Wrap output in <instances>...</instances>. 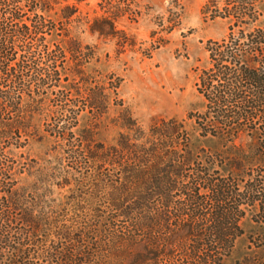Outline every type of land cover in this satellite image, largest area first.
Segmentation results:
<instances>
[{"label": "trees", "instance_id": "16d2710c", "mask_svg": "<svg viewBox=\"0 0 264 264\" xmlns=\"http://www.w3.org/2000/svg\"><path fill=\"white\" fill-rule=\"evenodd\" d=\"M70 1L0 0V264H264V0H205L228 34L207 44L201 106L147 129L123 108L112 143L122 80H95L73 26L88 0ZM36 136L62 144L56 167L16 159Z\"/></svg>", "mask_w": 264, "mask_h": 264}, {"label": "rangeland", "instance_id": "374dc122", "mask_svg": "<svg viewBox=\"0 0 264 264\" xmlns=\"http://www.w3.org/2000/svg\"><path fill=\"white\" fill-rule=\"evenodd\" d=\"M204 1L135 0L120 12L111 10L102 0L78 5L77 17L82 20H76L73 26L82 28L84 45L97 48L95 80L105 83L110 74L122 80L119 95L104 118L111 129L104 136L106 141L114 142L121 131L114 124L123 118V108L147 129L158 120L186 119L201 106L196 85L201 71L209 66L207 44L228 34L225 21L203 15ZM71 99V105H77L79 100ZM120 101L124 104L121 108L117 106ZM53 123L54 119L43 120L41 132L51 133ZM35 141L16 152L18 162L39 168L56 167L54 157L62 144L51 138L48 145L41 146L40 136ZM5 156L3 160H14L13 155ZM65 158L67 165L69 160ZM20 169L15 164L12 175L19 184L20 177L15 178L14 173Z\"/></svg>", "mask_w": 264, "mask_h": 264}]
</instances>
